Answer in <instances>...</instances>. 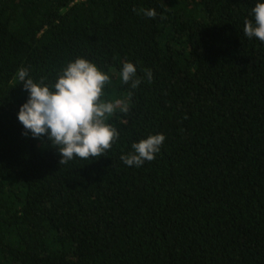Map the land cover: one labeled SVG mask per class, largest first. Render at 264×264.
<instances>
[{"label": "trees", "instance_id": "trees-1", "mask_svg": "<svg viewBox=\"0 0 264 264\" xmlns=\"http://www.w3.org/2000/svg\"><path fill=\"white\" fill-rule=\"evenodd\" d=\"M258 2L0 0V264H264V43L243 31ZM77 58L128 110L103 157L60 164L22 134L18 73L51 87ZM157 134L153 161L124 164Z\"/></svg>", "mask_w": 264, "mask_h": 264}, {"label": "clouds", "instance_id": "clouds-1", "mask_svg": "<svg viewBox=\"0 0 264 264\" xmlns=\"http://www.w3.org/2000/svg\"><path fill=\"white\" fill-rule=\"evenodd\" d=\"M252 12L254 22L245 20L244 34L264 43V2L256 3ZM144 15L155 18L156 12L154 9L144 10ZM144 71L150 82L151 71ZM18 75L29 94L18 112V121L24 129L22 134L37 139L47 137L51 145L58 148L60 164H67L75 158L99 160L117 142L119 133L107 121L118 107L123 105L121 110L127 111V103L104 99L105 87L111 84V79L94 63L84 58L75 59L62 69L51 87L44 79L39 83L26 79L29 76L27 69H20ZM120 77L131 89L141 83L136 67L130 62L123 64ZM131 95L129 92V98ZM164 140V135L157 134L133 143V152L121 156V160L129 167H141L145 161L155 159Z\"/></svg>", "mask_w": 264, "mask_h": 264}]
</instances>
